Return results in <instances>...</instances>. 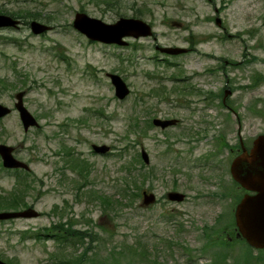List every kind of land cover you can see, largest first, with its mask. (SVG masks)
<instances>
[{
    "label": "rangeland",
    "instance_id": "374dc122",
    "mask_svg": "<svg viewBox=\"0 0 264 264\" xmlns=\"http://www.w3.org/2000/svg\"><path fill=\"white\" fill-rule=\"evenodd\" d=\"M0 8L38 12L50 25L34 34L20 18L19 28L0 31V102L13 108L0 118V143L30 164L33 187L24 195L41 212L0 221V259L59 264L91 245V264L244 263L247 243L234 239L227 246L221 239L234 231L227 221L241 193L230 173V148L239 133L248 146L264 134V82L250 86L264 75V0H0ZM78 11L107 23L142 18L153 34L126 38V45L92 41L72 25ZM158 46L186 51L169 55ZM108 73L120 74L131 93L118 98ZM226 85L237 113L222 105ZM20 90L39 122L27 131L14 107ZM153 118L176 122L162 128ZM93 144L111 150L95 153ZM64 147L89 162L82 193L83 178L67 164ZM1 162L0 194L6 196L23 184ZM133 179L141 193L155 194L154 202L145 204L142 194L131 200V191L139 192L131 187L117 212L106 215L99 200L89 199L92 190L120 198ZM171 190L185 199L171 201ZM69 220L104 242H58L54 226ZM212 227L217 233L209 238ZM123 243L136 247L127 260L103 257ZM142 243L148 260L139 254Z\"/></svg>",
    "mask_w": 264,
    "mask_h": 264
},
{
    "label": "water",
    "instance_id": "95a60500",
    "mask_svg": "<svg viewBox=\"0 0 264 264\" xmlns=\"http://www.w3.org/2000/svg\"><path fill=\"white\" fill-rule=\"evenodd\" d=\"M216 21L221 25V19L216 18ZM21 20L9 14L0 13V29L18 27ZM74 27L80 32L84 33L89 39L102 41L105 43H117L120 45L128 44L126 38L140 36H148L152 34V27L147 22L134 17H121L114 23H107L104 20L90 16L86 12L78 11L75 14ZM31 30L35 34H40L47 31L50 26L38 20L30 21ZM158 49L169 54H179L186 51L180 47H161ZM115 86L116 95L119 98H125L130 89L123 78L115 73L108 74ZM232 94L231 89H226L225 99ZM25 91H19L15 94L17 99L15 106L20 113L21 120L24 124L25 130L30 126L38 125V121L32 113L24 105ZM11 112V108L0 103V117L5 116ZM176 120H161L154 119L156 125L162 127L174 124ZM94 150L105 153L109 147L103 145H94ZM13 147L0 144V155L3 159V164L6 167H24L29 166L17 159L13 155ZM144 159L148 162L147 154L144 153ZM231 174L233 178L243 187L255 194L246 193L235 208V220L238 229L237 236L243 237L247 240L249 245L264 249V134L259 135L255 140L253 147L248 151L243 146V152L239 154L231 164ZM143 202L149 204L154 202L156 196L154 193L143 191ZM168 198L173 201H182L185 194L179 191H170ZM39 213L33 208H28L23 211H3L0 212V219L17 218V217H32ZM0 264H7L0 259Z\"/></svg>",
    "mask_w": 264,
    "mask_h": 264
},
{
    "label": "trees",
    "instance_id": "16d2710c",
    "mask_svg": "<svg viewBox=\"0 0 264 264\" xmlns=\"http://www.w3.org/2000/svg\"><path fill=\"white\" fill-rule=\"evenodd\" d=\"M0 13H7L10 14L14 17H19L22 18L25 22V24H29V20L30 19H38L40 16H42V14L38 13V12H34L32 10H28L26 8H19L17 10H6V9H2L0 8ZM2 36V35H0ZM3 37V36H2ZM15 40H17L16 38H14ZM0 81L4 82L5 80L3 78L0 77ZM262 82H264V75L263 76H256L253 79V85L250 86H256L261 84ZM165 90H161V91H156V94H162V92H164ZM220 96V94H218ZM210 98V97H209ZM211 99V98H210ZM228 115H230L228 113ZM227 146V144L222 143V146ZM66 154L67 159H69L71 166L75 167V170L78 171L79 175L82 176L83 178V182L78 184V189L81 191V193L83 192V189L87 186V182L89 181V176L90 173L89 169H88V165L89 162L87 159L80 157L79 154L75 153L72 151V149L68 148L66 150ZM73 160V161H72ZM133 185H131L132 183ZM26 188H30L31 187V183L30 182H26L25 183ZM131 187H135L138 189H141V187L137 184L136 179H133L132 181H127L126 183V187L123 188L122 190V195L120 198H115L113 195H108L106 193H99L97 190H92L89 192V199L90 200H99L101 207H102V211L104 214L109 215V214H114L113 212L115 211V213L118 210V205H121L122 203H124L122 200H120L121 198L126 197L129 192ZM18 189V188H17ZM141 192H137V191H131V200H133L136 196H140ZM240 198V197H239ZM238 201V200H237ZM19 200H18V196H17V192L16 191H11L10 193H8V195H0V208L2 207H15V208H19ZM234 206V205H233ZM223 216V214H222ZM233 219V218H232ZM231 218L227 221L228 223H231L230 225H234L233 224V220ZM76 222L73 220H69L67 222L59 223L56 224L54 226V228H57V231L55 230V235L57 236V240L58 242H62L65 243L71 240V242L77 246L78 243H85V239L89 241H101L104 242L105 238H103L102 236H100V234L98 233H93L90 231H82L79 229L75 228ZM63 226H68L69 228L66 229ZM105 230H107L104 226H102ZM211 233H217V229L216 228H211L210 230L206 231L207 236H209ZM71 238V239H70ZM245 241V240H244ZM226 243H228V245H230V242L226 241ZM247 243V242H246ZM104 244V243H103ZM123 247H118L119 250H117L116 246L113 247L112 249H110V255L107 256H103L104 258L109 259L111 258V254H112V259L113 260V255L117 254V260L119 259H125L127 260L129 258V254L131 253L132 249H136V247H134L133 245L129 244V243H123L122 244ZM140 245V249H139V254L140 256L145 259L148 260V256L149 254L147 253L148 251L145 250L146 249V245L144 246L143 243L142 244H138ZM137 245V247H138ZM209 245V244H208ZM248 245V244H247ZM248 254L246 255L247 258H245L243 261L244 263H239V264H264V250L263 249H257L258 253L255 255L253 253V251H255L256 249H254L252 246L248 245ZM90 248H92L91 245L87 246L84 250V252L77 256V257H73L72 258H63V260L61 262H59V264H91L89 257L88 256V252L90 250ZM102 249L99 252H103V249L105 247H101ZM107 248H105L106 250ZM97 252V253H99ZM96 254V253H95ZM108 260V261H109ZM153 264H163L157 260H152ZM107 261L104 260H100L97 262V264H108L105 263ZM113 262V261H112ZM111 264V263H110ZM129 264V263H128ZM131 264V263H130ZM211 264H215V261H213ZM216 264H220V263H216ZM227 264V263H226ZM230 264V263H229Z\"/></svg>",
    "mask_w": 264,
    "mask_h": 264
},
{
    "label": "flooded vegetation",
    "instance_id": "af4514ba",
    "mask_svg": "<svg viewBox=\"0 0 264 264\" xmlns=\"http://www.w3.org/2000/svg\"><path fill=\"white\" fill-rule=\"evenodd\" d=\"M226 105H228V108H229V109L234 110V106H231L229 103L226 104ZM239 138H240V141H239V142H240V146H238V147L232 149L233 152H234L233 154L235 155L234 158H235L237 155H239V154H241V153L243 152V144H244L245 148H246L248 151L250 150V147H251V146L246 145V143L244 142L243 138H241L240 133H239ZM240 188H241V187H240ZM246 192H248V190L244 189V194H245Z\"/></svg>",
    "mask_w": 264,
    "mask_h": 264
}]
</instances>
